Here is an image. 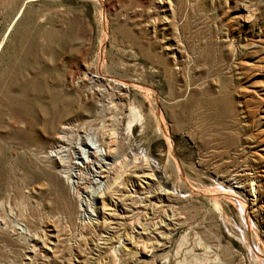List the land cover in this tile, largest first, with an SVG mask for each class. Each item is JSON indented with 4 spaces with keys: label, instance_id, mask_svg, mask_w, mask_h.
Segmentation results:
<instances>
[{
    "label": "rangeland",
    "instance_id": "rangeland-1",
    "mask_svg": "<svg viewBox=\"0 0 264 264\" xmlns=\"http://www.w3.org/2000/svg\"><path fill=\"white\" fill-rule=\"evenodd\" d=\"M0 264H264V0H0Z\"/></svg>",
    "mask_w": 264,
    "mask_h": 264
},
{
    "label": "bare ground",
    "instance_id": "bare-ground-1",
    "mask_svg": "<svg viewBox=\"0 0 264 264\" xmlns=\"http://www.w3.org/2000/svg\"><path fill=\"white\" fill-rule=\"evenodd\" d=\"M19 74H17V76H15V78H12L11 81H9L6 84L5 87V97H7V104L9 106H16L17 109V115L19 117V119H28V122L31 125L36 126V122L39 121V113L41 112L43 118L46 120L45 124H44V128L45 130L49 129V128H54V134L52 137V142L51 145L54 147L57 146H61V143H64V139L66 137V124L67 121H63V120H59L58 118V114H59V101H57L55 98L52 99V110L49 109V107H47V105L36 99L34 100H30L27 93H26V89L23 87H18L17 86V82L16 79L18 78ZM25 85V84H24ZM43 98V97H42ZM58 118V122H60L58 125H56V119ZM105 126L103 125L101 127V129L99 130V134H97V139H98V144H95V147H91V146H87L88 150V157L89 159L86 160L87 164L90 165L89 163H93L95 161H97L99 159V149L100 147H105V151L106 148L109 146V142L110 140L106 139L104 137L105 133L108 134L109 138L115 136V132H117L118 130L116 128H111L108 130V133L106 131H104ZM101 150V149H100ZM138 160V157L136 154H134L130 159H127L126 157H124L123 155L120 156V167L121 169L126 168L127 166L134 164L136 161ZM54 161V160H53ZM66 160L64 158H60V161H54V169H57L59 171L65 172L66 170H69L66 166ZM139 161V160H138ZM78 163V162H77ZM125 170V169H124ZM123 170V171H124ZM123 171L119 170V174L114 175L113 178H111L108 181V184L105 183V187H111L112 185H115L117 183H120L122 180V173ZM67 174V180L70 181L72 174L69 173V171L65 172ZM104 187V188H105ZM102 190H99L98 193H102Z\"/></svg>",
    "mask_w": 264,
    "mask_h": 264
}]
</instances>
